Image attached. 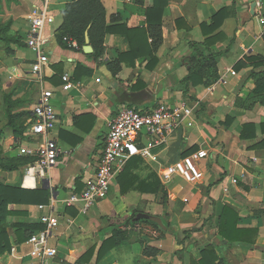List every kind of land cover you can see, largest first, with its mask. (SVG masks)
Masks as SVG:
<instances>
[{"label": "crops", "instance_id": "1", "mask_svg": "<svg viewBox=\"0 0 264 264\" xmlns=\"http://www.w3.org/2000/svg\"><path fill=\"white\" fill-rule=\"evenodd\" d=\"M68 1L50 0L54 22L45 29L48 62L38 73L30 69L36 55L26 45V31L28 14L40 0L3 1L16 25L15 37L6 42L1 57L0 85H16L13 99L32 90L24 98L30 105L24 110L30 113L43 90L52 92L56 122L49 136L63 153L45 177L33 179L24 176L33 158L18 153L25 132L15 150L0 151L18 163L14 170L0 168V183L22 190L15 213L7 217L10 250L0 253V264H192L210 244L218 247V256L224 255L228 264H264V144L259 145L264 141V104L254 93L255 77L264 72V0H165L162 42L152 52L153 66L144 31L146 9L153 0H100L112 31L104 36V54L98 62L89 42L68 47L54 36ZM127 34L136 54L122 59L113 75L107 64L130 50ZM192 44L200 52L215 54L214 72L184 93L180 81L189 71L184 59L193 53ZM86 45L91 51L84 49ZM258 58L263 65H255ZM65 73L74 84L69 91L61 88ZM181 101L195 105L193 113L151 150L153 159L139 155L129 159V177L121 184L116 175L107 196L86 211L81 202L65 204L93 179L109 125L121 108L151 110ZM245 124L254 125L248 131L254 136L241 139ZM191 155L199 177L189 181L175 175L162 183L160 169ZM141 181L153 182L157 190L139 191ZM224 207L237 214V227L248 230L238 242L227 245L218 234ZM138 212L159 216L163 227L139 219L96 263L97 251L109 237L107 228ZM47 213L57 218L49 239L57 254L35 262L29 258L26 241L43 228L40 217ZM148 248L156 249V254H145Z\"/></svg>", "mask_w": 264, "mask_h": 264}, {"label": "built area", "instance_id": "2", "mask_svg": "<svg viewBox=\"0 0 264 264\" xmlns=\"http://www.w3.org/2000/svg\"><path fill=\"white\" fill-rule=\"evenodd\" d=\"M49 3L50 0H40V5H33L28 14L26 45L36 55L35 61L30 65L34 73H38L48 62L46 46L49 36L45 34V29L54 22ZM63 40L70 47H78L77 42L69 36L63 37ZM230 73L235 74L234 71ZM61 78L63 81L61 88L64 91L74 87L68 73L63 74ZM208 89L212 91V87ZM51 96V91L41 92L31 108V119L25 131L26 139L22 140L18 147L19 155L33 158L24 171V176L28 175L33 179L45 177L63 153L49 136L56 122L55 110L50 102ZM194 107L195 105L191 103L181 101L171 107L158 106L151 110L121 108L109 125L93 179L81 192H74L65 199V204L81 202L82 210L86 211L92 203L104 199L109 192L111 180L123 171L128 160L136 155L153 159L151 150L163 144L169 133L179 126L181 120L193 113ZM145 135L148 138L143 141ZM194 160L195 155L186 156L160 169L162 183L169 182L175 175L189 181L199 177L200 173L195 169ZM232 181L235 182V179ZM39 207L42 208V205ZM40 220L43 228L32 233L26 243L29 246L28 255L31 260L43 263L57 254V249L49 243L52 231L57 226V218L52 213H47L42 215Z\"/></svg>", "mask_w": 264, "mask_h": 264}, {"label": "trees", "instance_id": "3", "mask_svg": "<svg viewBox=\"0 0 264 264\" xmlns=\"http://www.w3.org/2000/svg\"><path fill=\"white\" fill-rule=\"evenodd\" d=\"M3 1L9 2L14 0H0V4H2ZM165 3V0H153L152 5L146 9V27L144 31L150 41L151 66H153L156 62V58L152 52H154L162 42L161 18ZM61 16L62 22L54 32L57 42L63 46L69 47L68 43L63 40V37L69 36L77 42L79 47H81L85 43V32L88 31L89 44L93 47V53L91 56L98 62V59L104 54V36L107 32L112 31V29L106 25L105 8L103 7L101 1L69 0L62 10ZM127 38L130 43L129 34H127ZM192 46L194 47L193 53L184 59L189 66L188 74L180 81V88L184 93L189 91L190 86L195 87L205 75L212 74V72H214L211 64L215 60V54L211 50L200 52L196 49L194 44H192ZM135 54L136 45L130 43V50L127 53L120 54L117 59L107 64L112 74L115 75L119 71L122 59L126 57H134ZM258 59L259 60L255 65H263V61H261L260 58ZM255 79L257 80V84L254 89V93L257 94V96L261 95L260 102L264 104V72L262 76L260 74L259 78L255 77ZM7 106V123L5 126L11 131L15 140H21L24 138V132L29 125L31 113L29 110L12 113L10 104H7ZM253 129L254 125L245 124L240 134V138L244 139L250 138L249 136H254V134L248 133V131H252ZM262 144H264V141L263 143H259V145ZM128 162L126 163L123 171L118 175L121 184H123L124 178L129 177L127 174ZM0 168L5 170H14L18 168V163L13 159L5 158L0 155ZM152 186L153 182L145 183L144 181H141L136 188L141 192H155L157 187ZM19 192H22V190L0 183V253L10 250L9 239L6 232L7 217L15 213V204L22 200L21 197H19ZM135 215L136 213H133L124 222L118 225H110L107 228L109 237L102 241L97 251L96 263L101 260L107 250L119 244L121 239L125 237L126 227L128 225L139 221L134 220ZM237 218V214L229 207L223 208L220 215L218 234L227 242L226 245L238 242L241 237L248 233V230L237 227ZM143 221L151 222L145 219ZM151 223L158 226L154 222ZM19 226L26 229L33 228L32 225L28 224H19ZM30 235L31 233L28 237ZM217 248V246L212 244L205 246L202 250H200V258L192 264H228L224 255H221L220 257L218 256ZM156 252L157 250L153 248H148L144 251L145 254L152 253L153 255L156 254Z\"/></svg>", "mask_w": 264, "mask_h": 264}, {"label": "rangeland", "instance_id": "4", "mask_svg": "<svg viewBox=\"0 0 264 264\" xmlns=\"http://www.w3.org/2000/svg\"><path fill=\"white\" fill-rule=\"evenodd\" d=\"M6 3L3 2L0 4V61L1 57L5 55L7 51L6 42L13 41L15 37V32L13 25L14 22L12 19L6 14ZM10 83V82H9ZM16 91V85L13 84H4L0 85V151L3 150H15L14 146L17 141L11 137V131L6 128L5 124L7 123V104H10L11 112L18 113L25 111L24 108L30 107L29 104L25 103L26 97H29L32 93V90L28 91L27 96L23 95L21 98L13 99V93ZM33 94V93H32ZM32 98L33 95H32ZM30 258V257H29ZM28 258V259H29ZM31 259V258H30Z\"/></svg>", "mask_w": 264, "mask_h": 264}, {"label": "water", "instance_id": "5", "mask_svg": "<svg viewBox=\"0 0 264 264\" xmlns=\"http://www.w3.org/2000/svg\"><path fill=\"white\" fill-rule=\"evenodd\" d=\"M85 42L88 43L89 42V38H88V32H85ZM84 49L87 51H91V47L89 45L84 46ZM139 219H147L150 221H153L155 223H157L159 226L163 227V223L161 221V218L157 215H152V214H148V213H143V212H138L136 213L134 220H139Z\"/></svg>", "mask_w": 264, "mask_h": 264}, {"label": "bare ground", "instance_id": "6", "mask_svg": "<svg viewBox=\"0 0 264 264\" xmlns=\"http://www.w3.org/2000/svg\"><path fill=\"white\" fill-rule=\"evenodd\" d=\"M30 185V183H28Z\"/></svg>", "mask_w": 264, "mask_h": 264}]
</instances>
